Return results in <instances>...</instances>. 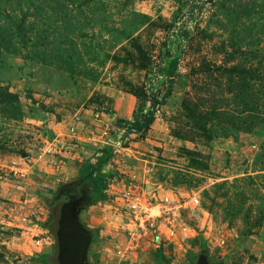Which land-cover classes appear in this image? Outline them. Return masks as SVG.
I'll return each mask as SVG.
<instances>
[{
    "label": "rangeland",
    "instance_id": "374dc122",
    "mask_svg": "<svg viewBox=\"0 0 264 264\" xmlns=\"http://www.w3.org/2000/svg\"><path fill=\"white\" fill-rule=\"evenodd\" d=\"M154 98L147 132L118 126ZM104 148L119 188L90 228ZM61 212L88 264H264V0H0V264H53Z\"/></svg>",
    "mask_w": 264,
    "mask_h": 264
},
{
    "label": "trees",
    "instance_id": "16d2710c",
    "mask_svg": "<svg viewBox=\"0 0 264 264\" xmlns=\"http://www.w3.org/2000/svg\"><path fill=\"white\" fill-rule=\"evenodd\" d=\"M175 64L171 65V68L168 70L169 75L173 76ZM164 100L154 98L151 103V110L147 113H140L134 115L132 120H123L118 119L116 123L120 127H124L129 130V132L144 133L147 132L155 121V116L157 113L158 107H160ZM101 153L103 156L97 157V163L93 164L89 161L85 166L80 168L78 176V185L87 184L90 193L88 194L85 206L86 208L97 205L100 202H104L108 197V187L109 181L112 180L113 176L107 173L104 170L106 163L108 162L111 156V148L102 149ZM158 257L160 258L161 263L166 261L170 264V261L165 257L164 254L158 252Z\"/></svg>",
    "mask_w": 264,
    "mask_h": 264
},
{
    "label": "water",
    "instance_id": "95a60500",
    "mask_svg": "<svg viewBox=\"0 0 264 264\" xmlns=\"http://www.w3.org/2000/svg\"><path fill=\"white\" fill-rule=\"evenodd\" d=\"M68 214L61 212L55 217V254L53 264H88L86 250L89 236L86 232L69 218ZM197 264H208L201 260Z\"/></svg>",
    "mask_w": 264,
    "mask_h": 264
},
{
    "label": "crops",
    "instance_id": "0c3cea01",
    "mask_svg": "<svg viewBox=\"0 0 264 264\" xmlns=\"http://www.w3.org/2000/svg\"><path fill=\"white\" fill-rule=\"evenodd\" d=\"M75 158H76V156L74 157V158H71L69 161H68V163L67 164H65V166H63L64 168H70L71 169V171H72V173H71V176H72V178H75V176H76V174H77V172H78V168H77V164H76V160H75ZM64 180H67L68 179V177H64L63 178ZM113 181V180H112ZM148 182V181H147ZM146 184V183H145ZM118 183H117V181H113V182H111L110 184H109V187H108V197L109 196H111V195H113L114 193H116V191H118L117 190V188H119L118 187ZM149 187L148 186H146V189H148ZM145 191V190H144ZM105 205V203L103 204V203H98L97 205H94V206H92L89 210H88V212L86 211L84 214H83V217L82 218H84V221H85V223L87 224V226L88 227H90V228H94V226H96V225H98L100 228H102V226H104V224H102L103 222H104V220H103V217H104V215H102L101 213V211H99L98 209L100 208V207H102V206H104ZM99 213V217H97V218H94V213ZM98 219V222L96 223V220ZM103 220V221H102ZM106 227H108L107 225L105 226V229H106ZM100 234L101 235H103V231H100ZM101 237V236H100ZM92 239V238H91ZM157 240H159V239H157ZM158 247V246H157ZM46 250V249H45ZM164 255H165V257L168 259V257H169V255L167 254V252H164ZM150 259H153V262H152V264H162L161 263V261H160V258L158 257V255H155L153 258L151 257ZM170 261V260H169ZM175 261L176 260H172V262L170 261V264H175Z\"/></svg>",
    "mask_w": 264,
    "mask_h": 264
},
{
    "label": "built area",
    "instance_id": "2783aa9c",
    "mask_svg": "<svg viewBox=\"0 0 264 264\" xmlns=\"http://www.w3.org/2000/svg\"><path fill=\"white\" fill-rule=\"evenodd\" d=\"M14 170V174H22V170H20L18 167H13L11 168V171ZM125 197L127 198V201L129 202V206L135 211L141 213L142 215L139 216L140 220H143L144 218L147 219L148 223L151 225V228L154 227V219H153V215L151 213L152 209L149 208L143 201L140 195L136 194L135 190L133 189L132 192H129L127 194H125ZM165 202L168 203L169 199L166 198ZM170 203V202H169ZM190 204L192 206H197L199 204V200L194 198L190 201ZM168 210V209H166ZM132 246H128L126 251H119V254L122 257H125L127 252L130 250L131 251ZM119 264H123L122 262H120Z\"/></svg>",
    "mask_w": 264,
    "mask_h": 264
}]
</instances>
